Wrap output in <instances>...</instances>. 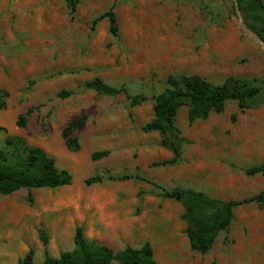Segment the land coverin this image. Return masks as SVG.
Segmentation results:
<instances>
[{
  "label": "rangeland",
  "instance_id": "374dc122",
  "mask_svg": "<svg viewBox=\"0 0 264 264\" xmlns=\"http://www.w3.org/2000/svg\"><path fill=\"white\" fill-rule=\"evenodd\" d=\"M111 8L118 17L116 37L107 20L94 26ZM241 14L248 28L259 25L254 12ZM235 15L234 2L226 0H82L74 15L64 0H0V150L9 138L21 139L73 177L60 189L0 195V264H19L30 250L42 264L41 230L48 255L59 258L75 249L80 226L87 240L115 252L150 243L158 264H264V205L237 209L229 232L200 254L190 247L183 206L162 198L150 183L226 201L264 191V175L246 174L264 163V89L247 109L228 102L222 113L192 124L185 102L176 117L185 142L175 166L151 167L172 153L159 133L144 131L171 75L200 76L216 86L231 78L262 86L264 48L244 35ZM96 78L146 102L132 107L124 94L87 89ZM28 111L27 127L18 128ZM82 118L84 128L72 135L81 150L73 153L62 132ZM102 152L108 156L93 160ZM107 173H139L150 182L86 185Z\"/></svg>",
  "mask_w": 264,
  "mask_h": 264
},
{
  "label": "trees",
  "instance_id": "16d2710c",
  "mask_svg": "<svg viewBox=\"0 0 264 264\" xmlns=\"http://www.w3.org/2000/svg\"><path fill=\"white\" fill-rule=\"evenodd\" d=\"M71 13L74 15L82 0H64ZM234 7H239L245 17L254 12L258 17V26H249L255 34L264 40V4L261 0H233ZM107 20L109 32L113 36L119 35L118 17L114 8L102 14L94 21V26ZM167 88L154 100V118L144 127L148 133H159L162 136L161 145L171 151L172 158L156 162L152 168H165L175 166L182 160L183 144L181 130L177 127L176 117L185 102L191 106L188 119L195 123L206 119L212 113H222L228 102H237L240 109L249 108L250 103L259 98L264 89L239 79L231 78L222 86H216L200 76H187L178 78L169 76L166 81ZM98 94L115 97L124 94L130 100L131 106H139L146 102L143 95L130 96L125 88L112 87L101 79H93L85 84ZM1 96V92H0ZM61 97H68L70 93H61ZM0 108H5L3 100ZM31 111L20 116L18 128L25 129ZM85 126V119L72 121L62 132L67 149L77 153L81 150L78 138L73 137L75 131H81ZM2 131V129H0ZM108 156V152L93 155V160L98 161ZM248 176L264 175V163L246 170ZM73 177L68 170L57 167L55 159L43 149L31 147L23 140L9 138L7 149L0 150V195L10 196L25 189H60L71 185ZM136 180L150 182L140 175H122L115 177L110 173L105 176H95L86 180V185L101 184L105 181ZM159 192V195L168 200L180 203L184 208L183 220L187 225L186 235L190 247L194 252L207 254L221 233L229 232L235 219L236 210L248 205H264V191L241 200H222L213 198L203 192L191 189H167L157 183L150 182ZM29 202L33 203L32 198ZM40 239L46 249V259L42 264H158L154 257V250L150 243H145L141 248L130 246L120 252L112 248L89 241L85 237L83 226L77 227L74 235L75 249L61 254L59 258L48 255V237L40 231ZM35 253L30 250L19 264H35Z\"/></svg>",
  "mask_w": 264,
  "mask_h": 264
},
{
  "label": "water",
  "instance_id": "95a60500",
  "mask_svg": "<svg viewBox=\"0 0 264 264\" xmlns=\"http://www.w3.org/2000/svg\"><path fill=\"white\" fill-rule=\"evenodd\" d=\"M226 1H233V0H226ZM234 18L236 24L238 25L239 29L244 33V35L251 41L257 43L260 47L264 48V40H262L258 35H256L251 29H249L243 23V17L237 5H236V15L234 16Z\"/></svg>",
  "mask_w": 264,
  "mask_h": 264
}]
</instances>
